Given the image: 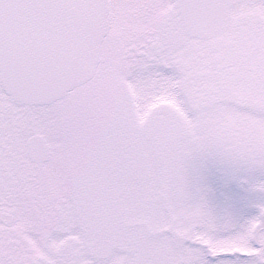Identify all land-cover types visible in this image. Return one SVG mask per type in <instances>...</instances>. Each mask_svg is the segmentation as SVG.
Segmentation results:
<instances>
[{"label":"snow or ice","instance_id":"obj_1","mask_svg":"<svg viewBox=\"0 0 264 264\" xmlns=\"http://www.w3.org/2000/svg\"><path fill=\"white\" fill-rule=\"evenodd\" d=\"M0 264H264V0H0Z\"/></svg>","mask_w":264,"mask_h":264},{"label":"rangeland","instance_id":"obj_2","mask_svg":"<svg viewBox=\"0 0 264 264\" xmlns=\"http://www.w3.org/2000/svg\"><path fill=\"white\" fill-rule=\"evenodd\" d=\"M201 166V161L197 160L193 162L190 168L192 169V172H190V178L194 183L199 184L206 189L207 185L204 180L205 177L201 172ZM221 166L225 168L222 173L220 172V169L216 177H214L213 174L209 175V181L214 178L219 181V185H212L213 180L211 181L212 183L209 182L208 187H212V189L216 191L218 199L215 205L209 204L210 207H212L218 215L230 213L237 218H247L255 214L253 204L259 198L258 195L247 191L237 180H235L237 182L236 186L229 185L232 184L231 181L233 178L229 177L233 176V171L226 165L221 164ZM235 189L236 191H234Z\"/></svg>","mask_w":264,"mask_h":264},{"label":"flooded vegetation","instance_id":"obj_3","mask_svg":"<svg viewBox=\"0 0 264 264\" xmlns=\"http://www.w3.org/2000/svg\"><path fill=\"white\" fill-rule=\"evenodd\" d=\"M204 166H202V172L204 175H206V179L208 180V177L210 174H213L216 176L221 169V163H218L216 161H207L203 162ZM213 183L218 184V181L216 178L213 179Z\"/></svg>","mask_w":264,"mask_h":264},{"label":"water","instance_id":"obj_4","mask_svg":"<svg viewBox=\"0 0 264 264\" xmlns=\"http://www.w3.org/2000/svg\"><path fill=\"white\" fill-rule=\"evenodd\" d=\"M210 197H211V199L214 201V197H213V196H210ZM213 201H212V202H213Z\"/></svg>","mask_w":264,"mask_h":264}]
</instances>
